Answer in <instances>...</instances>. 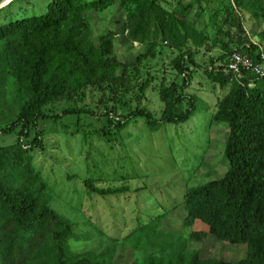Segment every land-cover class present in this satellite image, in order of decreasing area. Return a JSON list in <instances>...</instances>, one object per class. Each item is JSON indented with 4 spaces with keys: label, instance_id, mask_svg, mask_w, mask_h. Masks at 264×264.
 Wrapping results in <instances>:
<instances>
[{
    "label": "trees",
    "instance_id": "16d2710c",
    "mask_svg": "<svg viewBox=\"0 0 264 264\" xmlns=\"http://www.w3.org/2000/svg\"><path fill=\"white\" fill-rule=\"evenodd\" d=\"M160 1L121 0L126 10V38L147 48L129 63L114 53V31L94 40L87 16L88 11H103L115 0H52L44 14L0 25V137L15 135L12 143L0 145V264H115V245L101 252H72L69 242L84 236L76 235L75 225L52 208L48 184L33 165V151L42 148L39 123L92 111L65 107L61 114L53 111L49 115L46 106L61 101L83 103L93 91L106 110L100 115L102 126L96 134L119 133L139 118L149 130L157 131L164 124L187 122L199 108L198 98L185 93L199 69L211 83L226 89L210 122L227 125L222 152L227 168L222 178L186 189L181 202L170 208L182 207V226L188 232L167 264H264V78L249 71L237 78L227 70L234 52L260 62L259 54L264 51L247 37L243 18L264 25V0H230L227 4L192 0L182 9L189 11L197 5L201 14L206 12L207 24L199 30L178 10L182 0L170 9ZM260 37L264 39V34ZM163 45L177 51L170 64L182 81L160 80L157 92L163 109L155 118L138 106L152 78L138 86L133 95L135 107L129 105L133 99L122 97L132 92L130 65L146 54L154 56L155 49ZM200 47L207 53L215 47L220 50L208 64H201L194 56ZM118 105L125 113L114 121ZM96 183L91 178L84 181L89 195L104 198L127 189L101 188ZM168 214L164 211L149 223L159 228ZM196 221L206 230H193ZM209 235L244 245L246 256L237 261L204 259L199 251L187 248L191 241L202 243Z\"/></svg>",
    "mask_w": 264,
    "mask_h": 264
},
{
    "label": "rangeland",
    "instance_id": "374dc122",
    "mask_svg": "<svg viewBox=\"0 0 264 264\" xmlns=\"http://www.w3.org/2000/svg\"><path fill=\"white\" fill-rule=\"evenodd\" d=\"M51 1L13 0L0 10V25L44 14ZM178 1L160 3L170 9L175 8ZM191 1L182 0L178 10L195 28L203 29L207 24L206 12L201 14L197 5L189 11L182 9ZM218 1L227 4L230 0ZM125 14L121 0H115L103 11L87 12L94 40L99 34L114 31V53L118 60L129 63L147 48L126 38ZM243 26L249 40L264 51V39L260 37L264 34V25L244 17ZM204 48L192 52L198 63L208 64L209 58L220 49L215 47L207 53ZM154 52V56L146 54L136 65H130V74L134 77L132 92L122 99H133L129 105L135 107L137 102L133 95L138 92V86L143 79L152 78L145 99L138 106L159 118L163 109L157 92L160 80L181 82L182 78L177 77L170 64L176 50L163 45ZM201 71L192 74L190 86L185 89L186 94L198 98L199 108L187 122L164 124L157 131L149 130L139 118L131 120L119 133L96 134L102 126L100 115L106 110L97 103L99 95L93 91L88 92L83 103L61 101L44 108L49 115L53 111L61 114L60 110L65 107L92 111L39 123L43 132L42 148L33 151V165L48 184L52 208L75 225L76 235L84 236L69 242L72 252H101L115 245V264H167L177 253L188 229L182 226V207L171 211L170 208L181 202L186 189L222 178L227 168L222 160L227 125L210 122L215 104L226 89L211 83ZM120 107L117 106L114 121L123 118L125 110ZM14 140V134L5 139L0 137V145ZM89 178L97 181L96 185L101 188L124 186L127 189L120 195L104 198L89 195L84 188V181ZM164 211L169 214L159 228L149 223L150 218ZM193 230H206V226L196 221ZM187 248L199 251L204 259L237 261L246 256L244 245L223 242L211 235L202 243L191 241Z\"/></svg>",
    "mask_w": 264,
    "mask_h": 264
},
{
    "label": "built area",
    "instance_id": "2783aa9c",
    "mask_svg": "<svg viewBox=\"0 0 264 264\" xmlns=\"http://www.w3.org/2000/svg\"><path fill=\"white\" fill-rule=\"evenodd\" d=\"M260 62H255L250 56L234 52L227 61V70L237 78H241L243 71H249L255 76L264 78V52L259 54Z\"/></svg>",
    "mask_w": 264,
    "mask_h": 264
},
{
    "label": "water",
    "instance_id": "95a60500",
    "mask_svg": "<svg viewBox=\"0 0 264 264\" xmlns=\"http://www.w3.org/2000/svg\"><path fill=\"white\" fill-rule=\"evenodd\" d=\"M13 0H2L1 2H0V10L2 9V8H4L5 6H7L10 2H12Z\"/></svg>",
    "mask_w": 264,
    "mask_h": 264
}]
</instances>
